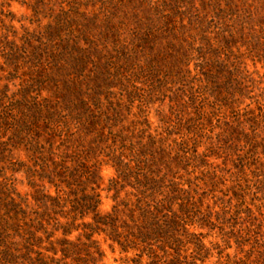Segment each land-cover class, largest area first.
Instances as JSON below:
<instances>
[{
    "label": "rangeland",
    "instance_id": "rangeland-1",
    "mask_svg": "<svg viewBox=\"0 0 264 264\" xmlns=\"http://www.w3.org/2000/svg\"><path fill=\"white\" fill-rule=\"evenodd\" d=\"M96 195L185 264H264V0H0V264H79Z\"/></svg>",
    "mask_w": 264,
    "mask_h": 264
},
{
    "label": "trees",
    "instance_id": "trees-1",
    "mask_svg": "<svg viewBox=\"0 0 264 264\" xmlns=\"http://www.w3.org/2000/svg\"><path fill=\"white\" fill-rule=\"evenodd\" d=\"M99 204V195H96L90 199L89 203L79 206L82 216H84L82 213L83 209L95 213L93 224H82L84 228L91 231V234L86 238L89 243H82L80 238L77 239V242L68 239L62 240L61 253L64 259H72L78 261L79 264H97L101 262L104 254L97 242L92 240V236L94 233H103L106 234L113 243L120 246L122 251L126 253L131 250L139 251L140 253L137 255L138 260H135L134 263L142 264L144 256H146L148 259L146 264H185V262L179 261L169 253V249H174L172 246L179 245V240L175 239L173 236L166 237L160 234V226L156 227L152 224H142L138 226L134 224V227H131L130 225H126V223L125 225H118V216L115 214L102 216L97 211ZM75 210L78 211V208ZM76 221L77 218L75 216L73 217V224ZM59 227L61 226H58V228ZM68 229L69 230H64V235L71 233V227ZM136 230L137 232H135ZM50 238H52V235L49 236V239ZM54 253L56 255L57 251ZM59 263L60 261H57V264ZM64 264L68 263L65 262Z\"/></svg>",
    "mask_w": 264,
    "mask_h": 264
}]
</instances>
